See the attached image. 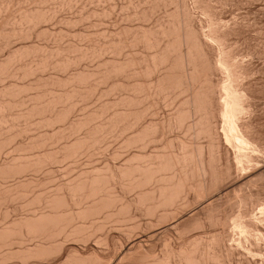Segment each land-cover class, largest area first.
Masks as SVG:
<instances>
[{
	"label": "bare ground",
	"instance_id": "1",
	"mask_svg": "<svg viewBox=\"0 0 264 264\" xmlns=\"http://www.w3.org/2000/svg\"><path fill=\"white\" fill-rule=\"evenodd\" d=\"M191 2L0 0V264H264V44Z\"/></svg>",
	"mask_w": 264,
	"mask_h": 264
},
{
	"label": "rangeland",
	"instance_id": "2",
	"mask_svg": "<svg viewBox=\"0 0 264 264\" xmlns=\"http://www.w3.org/2000/svg\"><path fill=\"white\" fill-rule=\"evenodd\" d=\"M214 1H215V0H214ZM224 1H225L226 3H228V4H226V6H223L224 9L221 8L220 10H221V12H222V9H223V14H224V12H225V15H226V16L223 15L225 18H226V17H231L232 19H231V18H230V19H231V21H232L233 19H236L235 17H239V19H238V18L236 19V20L239 21V20H240V16H241L242 19H241L240 22H244V23L246 22V23H245V26H246L247 22H249V21L252 22V21H253L252 23L249 22V23H248L249 25L247 24V26L244 27V35H245V33H246L247 36L245 35V36H243V37H244V38L247 37L246 39H248V40H244V41H243V40H242L243 37H240V39H241V38H242V39L238 42L239 47H238V46H237V47L240 48V47L242 46L241 48H243V49H241V52H244L243 50H246V49H248V48L251 47V46H252V47H258V46H260V44L263 45V44H264V43H263L264 41H262V43L259 41L260 43L257 45V44H256L257 41H255V40H257V39L259 40L260 29L264 28V25H263V24H264V6H263V5H264V3H263L264 0H258V1H260V2H258L257 0H256V1H255V0H254V1L251 0V3L249 2V0H245V1H248V3H249V4L246 3L245 5H244V3H245L244 0H241V1L238 0V3H239V1H240L241 3H243L242 5L239 3L240 6H242L243 8L240 7V6H239V8H238L237 5H239V4L237 3L236 0H230L231 2H230L229 0H224ZM227 1H228V2H227ZM190 2H191V0H190ZM192 2H193V1H192ZM192 2H191V3H192ZM232 2H234L233 6H232ZM191 3H190V4H191ZM229 4H230V5H229ZM228 5H229V7H227ZM234 5H235V6H234ZM243 5H244V6H243ZM250 5H253L254 7H252V6H250ZM217 6H219V4H217ZM245 6H246V7H245ZM258 6H259V7H258ZM262 6H263V7H262ZM236 7H237V8H236ZM226 8H227V9H226ZM230 8H232V9H230ZM253 8H254V9H253ZM236 9H237V10H236ZM246 9H247V10H246ZM250 9H251L252 11L255 10V12H254V11L252 12ZM256 9H257V10H256ZM258 9H259V10H258ZM224 10H226V11H224ZM232 10H233V11H232ZM231 11H232V12H231ZM236 11H237V12H236ZM245 11H246V12H245ZM250 11H251V12H250ZM256 12H257V13H256ZM69 13H70V12H69ZM69 13H67V15H68ZM116 13H118V12H116ZM228 13H229V14H228ZM234 13H235V15H234ZM252 13H253V14H252ZM260 13H261V14H260ZM231 14L234 15L235 17L232 16ZM236 14H237V15H236ZM241 14H242V15H241ZM246 14H248V15L250 14L251 16H250V15L247 16ZM262 14H263V15H262ZM64 15H65V12H64ZM115 15H116V14H115ZM115 15H113V18L110 17V19H109L110 21H112V23L109 22V21L107 20V22L105 23V26H106V24L109 25V24H114V23H115V22L113 23V19H115V18H114ZM117 15H118V14H117ZM227 15H228V16H227ZM229 15H230V16H229ZM256 15H257V16H256ZM242 16H243V17H242ZM262 16H263V17H262ZM246 17H247V19H248L249 21L246 20ZM249 17H250V19H249ZM243 18H244V20H243ZM251 18H252V19H251ZM111 19H112V20H111ZM226 19H227V18H226ZM227 21H228V19H227ZM229 21H230V20H229ZM254 22H255V23H254ZM253 23H254V24H253ZM52 24L54 25L55 23H52ZM255 24H257L258 26L255 25ZM48 25H49V24H48ZM48 25H47V26H48ZM53 25L50 24L49 27L52 28ZM108 25L106 26V28L108 27ZM253 25H254V26H253ZM259 25H260V27H259ZM251 26H252V27H255V26H256V27H259L260 29H258V28H257V29H254V33H252V31H249V29H248V28H250V29L252 30V27H251ZM56 27H57V25H56ZM110 27H112V29H115V25H114V27H113V25H110ZM110 27H108V28L110 29ZM53 28L55 29V25H54ZM108 28H107V29H108ZM245 28H246L248 31H247ZM255 30H257V33L259 32V33H258L259 35L255 32ZM263 31H264V29H262V31H261V35H260L261 38H260V40L262 39V33L264 34ZM249 33H250V34H249ZM255 33L258 35V37H257V35H256ZM251 34H252V36H251ZM253 34H254L257 38H255V36H254ZM248 35H249V36H248ZM253 36H254V37H253ZM254 38H255V39H254ZM253 39H254V40H253ZM251 40H252V41H251ZM262 40H264V38H263ZM245 41H246V42H245ZM241 42H242V44H241ZM249 42H250V43H249ZM254 42H255L256 45L254 44ZM243 43H244V44L247 43V44L244 45ZM257 43H258V42H257ZM16 45H17V44H16ZM249 45H251V46H249ZM243 46H244V47H243ZM246 46H248V47L246 48ZM262 47H263V46H262ZM262 47L260 46V49H263V48H264V47H263V48H262ZM258 49H259V47H258ZM239 51H240V50H239ZM262 58H263V57H262ZM262 58H261V57L258 58V59L255 58L254 61H255L256 59L260 61ZM246 59H248V58H246ZM263 59H264V58H263ZM263 59H262V60H263ZM248 60H249V59H248ZM252 60H253V59H252ZM257 60H256V62H257ZM262 60H261V61H262ZM254 61H253V63H254V64H257V63H255ZM263 63H264V62L262 61V62H260L259 64L261 65V64H263ZM259 64H257V65H258L259 67H261L262 65L260 66ZM257 65H255V66H257ZM263 97H264V96H263ZM263 97H261L262 99H260L261 101H259V102H260V103H259L260 105H262V104L264 103V98H263ZM262 101H263V103H262ZM260 105H259V107H260ZM262 107H263V110H264V106H262ZM262 107L260 108L261 110H262ZM261 110H259V108H258L259 113H260V112L262 113ZM162 111H163V112H162L163 114L166 113L165 110H162ZM164 111H165V112H164ZM257 113H258V112H256V117H257V118H258V117H262L261 115H263V114L260 113V116H257ZM263 113H264V112H263ZM258 115H259V114H258ZM258 119H260V118H258ZM263 119H264V118L262 117V120H261L262 123H264ZM114 144H115V143H114ZM115 146L118 147V144H116ZM115 146H114V147L112 146V148L109 147V149H111V150H112V149H114V150L117 149V148H115ZM107 151H108V150H107ZM107 151H106V152H107ZM112 151H113V150H112ZM112 151H110V153H111ZM110 153L108 154V152H107L105 155H104V153H102V154L104 155V156L102 157V158L104 159V161H105V158H104V157L107 156L106 159H108V158H109V155H111ZM107 154H108V155H107ZM98 156H99V155H98ZM100 157H101V155H100ZM102 158H101V159H102ZM83 159L86 160L85 158H83ZM97 159H98V161H97L98 164H97L96 162H95V164L99 165V164H100V163H99L100 161H102V163H103V160L99 159L98 157H97ZM97 159H95V160H97ZM122 159H124V156H123ZM122 159H120V160L122 161ZM81 160H82V159H81ZM82 161H83V160H82ZM118 161H119V159H118ZM121 161H119V162L117 163V160H116L114 163H116V164H121V163H122ZM80 163H81L82 166H81L80 164H79V165H80L81 167H83V163H82L81 161H80ZM85 163H86V164H85ZM85 163H84V164L87 166V161H86ZM102 163H101V164H102ZM101 164H100V165H101ZM85 165H84V167H85ZM195 208H197V209L195 210V211H197V210L200 208V206L198 205V206L194 207L193 209H195ZM193 209H192V211H191V210H190V211L188 210L187 212H190V213L195 212V211H193ZM256 211H257V210H255V212H256ZM156 228H157V229L162 228V229H161V231H160V229H159V230L153 229L152 231H149L148 233L145 232V233H147L148 235L145 234V233H144V235H143V234H139V235H137L139 238H138V237H137V238L134 237L133 240L136 241V240H140V239H143V238H144L143 240H148L147 237H148V236L150 237V236L152 235V233H155V232H156V234H161V233L164 231L163 225H162V226H159V228H158V227H156ZM165 228H166V227H165ZM154 230H155V231H154ZM150 233H151V234H150ZM196 233H197V232H196ZM196 233H194V235H195ZM197 234H199V233H197ZM197 234H196V235H197ZM142 235H143V236H142ZM140 237H141V238H140ZM159 238H160V237H159ZM93 243H94V245H90V244H93ZM93 243L90 242V243L87 244V245H89V246L91 247V249H95L96 247H94V246H96L97 244H96L95 242H93ZM95 244H96V245H95ZM89 246H87V247H89ZM79 247L82 249V248L84 247V245H83V246L80 245ZM85 247H86V244H85ZM87 247H86V250H85V248L82 249V250H84V251H90L91 249H90V248H87ZM89 249H90V250H89Z\"/></svg>",
	"mask_w": 264,
	"mask_h": 264
}]
</instances>
